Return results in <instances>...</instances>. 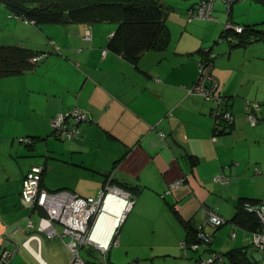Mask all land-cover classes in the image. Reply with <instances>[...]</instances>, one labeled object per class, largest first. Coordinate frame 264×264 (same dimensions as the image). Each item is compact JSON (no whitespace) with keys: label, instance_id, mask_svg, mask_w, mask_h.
<instances>
[{"label":"crops","instance_id":"obj_1","mask_svg":"<svg viewBox=\"0 0 264 264\" xmlns=\"http://www.w3.org/2000/svg\"><path fill=\"white\" fill-rule=\"evenodd\" d=\"M160 1L166 8L167 44L136 60L109 51L102 55L116 25L37 26L10 17L0 4V46L45 53L31 70L0 75V252L15 251L10 264H67L70 259L69 238L59 224H53L52 238L24 228L27 216L35 227L39 220V212L30 211L20 194L33 165L44 168L40 187L48 192L79 195L78 186H69L74 180L59 178L63 172L65 179L75 178L78 172L90 179V192L110 183L131 193L134 203L117 228L114 249L119 256L137 248L126 264H192L213 253L222 254V264H257L250 258L255 221L240 210L244 202L264 201V62L251 55L264 33L249 29L255 26L246 18L252 0H230L229 9L224 0H215L208 21L187 19L199 0L177 9ZM227 22L248 27L243 36L248 41L239 45L233 30L223 34ZM86 32L90 40L83 39ZM209 54L215 55L214 93L233 118L219 135H214L215 101L190 93L198 63ZM251 103L258 104L254 126L244 110ZM75 106L87 115L77 139L53 137L51 118ZM26 137L33 143L18 141ZM14 154L31 159L18 173L8 168ZM182 177L184 183L164 196ZM205 208L225 223L205 226L210 242L186 253L180 249L188 238L185 225L197 229ZM31 234L40 239L38 247L29 242L37 257L22 246Z\"/></svg>","mask_w":264,"mask_h":264},{"label":"built area","instance_id":"obj_2","mask_svg":"<svg viewBox=\"0 0 264 264\" xmlns=\"http://www.w3.org/2000/svg\"><path fill=\"white\" fill-rule=\"evenodd\" d=\"M229 9V5L232 1L224 0ZM213 0H203L196 5L195 8H189L187 11L188 21L193 19L211 20L212 19V7ZM13 18L17 16L9 15ZM19 19V18H18ZM28 22L26 20H23ZM33 23V22H30ZM244 27L234 25L227 22L223 26V32L233 30L236 34H241ZM84 40H90L91 36L88 32L85 33ZM106 49L102 51V55H105ZM214 54H209L206 58H202L198 63L197 78L191 88L190 93L200 96L203 99L214 100L216 103L215 109L212 111L214 119V129L230 125L232 123L231 114L224 108L225 105L222 103V97L217 96L214 92L217 88V83L211 75L212 61ZM45 57L44 54H40L31 59L32 63H36L39 59ZM208 83V84H207ZM257 106L252 107L247 104L244 107L246 119L249 121L251 126L256 125L257 118L255 116V110ZM87 120V115L77 106L56 114L50 120L51 135L58 139L63 140H74L80 134V124ZM163 136V134H162ZM18 141L22 144H32L31 138H20ZM44 172V168L41 166L33 165L29 171L25 174L21 184V201L26 205L30 211L39 212L38 224L35 227L30 219V216L26 217L25 230L35 231L36 233H43L47 238L54 237L57 232L53 227L54 223H57L62 228V236H67L69 239L65 243L66 248L70 253V260L68 264H107L92 262L80 255L81 248L88 244L94 249L105 255L111 245L117 244L114 235L121 221H123L125 215L131 210L133 206V198L127 192L106 184L102 190H100L99 197L97 199L93 197H81L79 195L67 192L57 191L48 192L40 187L41 176ZM219 183H225V180L220 177L215 179ZM185 181V177L172 182L164 192V196L171 194L174 190L178 189ZM108 189L116 190L118 194L124 196L125 199V210L122 218L113 228L110 239L107 246L102 249L92 239V233L96 224V221L102 210V198L104 191ZM107 192V194H108ZM106 197V196H105ZM104 197V198H105ZM103 198V202H104ZM241 210L245 213L253 215L258 223V228L251 232V247L255 252H264V201L259 202H244L241 204ZM204 219L202 224L198 227L197 241L187 246L182 242L180 249L187 253V251H197L202 245H206L210 242V235L203 231L205 226H211L217 228L225 223V220L218 216L213 210L204 209ZM35 229V230H34ZM39 236L31 234L22 246L27 249L33 256L37 257L38 249H32L29 246V242L35 241L38 247ZM13 250L4 249L0 252V264H10L14 256ZM223 258L220 253H213L208 257H201L193 261L192 264H222Z\"/></svg>","mask_w":264,"mask_h":264},{"label":"trees","instance_id":"obj_3","mask_svg":"<svg viewBox=\"0 0 264 264\" xmlns=\"http://www.w3.org/2000/svg\"><path fill=\"white\" fill-rule=\"evenodd\" d=\"M252 1L264 3V0ZM0 4L6 7L9 15L37 26L113 23L116 28L108 38L106 49L129 60H136L149 50H163L168 40L164 20L166 8L160 0H0ZM247 31L248 27H244L243 32L237 35L239 45L248 41L243 37ZM40 54L45 53L17 46H0V75H16L31 70L34 65L31 59ZM230 127L231 124L215 128L214 135L222 134ZM116 187L131 195L127 190ZM251 216L255 221L252 231H255L258 223ZM185 228L188 234L185 243L189 246L197 241L198 228L193 229L188 224Z\"/></svg>","mask_w":264,"mask_h":264},{"label":"rangeland","instance_id":"obj_4","mask_svg":"<svg viewBox=\"0 0 264 264\" xmlns=\"http://www.w3.org/2000/svg\"><path fill=\"white\" fill-rule=\"evenodd\" d=\"M197 1V0H196ZM195 1V2H196ZM203 1V0H199V3ZM206 1V0H205ZM210 1V0H209ZM215 1V0H213ZM233 1V0H232ZM167 2L173 6L174 9H177V8H180L182 5H185L187 3H191V0H167ZM250 3V7L248 9V15L246 16V18H248L247 21H255V26H251V30L253 32H259V33H264V3L262 2H257V1H248ZM185 3V4H184ZM231 4V3H230ZM230 7V5H229ZM212 10H213V7H212ZM226 14H227V11L225 10ZM247 12V11H246ZM212 16V14H211ZM7 17V16H6ZM187 19H188V16H187ZM6 20L10 21L11 19L9 18H6ZM201 20V19H200ZM204 21H208V20H204ZM24 23H27L25 21H23ZM231 23V22H230ZM234 24V23H232ZM99 25V24H98ZM107 25H110V26H114V24L112 23H108ZM236 25V24H234ZM240 26V25H239ZM243 27V26H242ZM230 31L232 30H229V31H226L227 33H229ZM223 33V31H222ZM225 33V32H224ZM223 33V34H224ZM226 33V34H227ZM112 35V34H111ZM239 35V34H237ZM226 35H220V38L219 39H224ZM260 38L262 39H259V41L255 44L257 45L258 49L255 51V52H252V54H255V56L257 57V59H261L263 62H264V34H261L260 35ZM220 42V41H219ZM259 45V46H258ZM261 46V47H260ZM206 58V56H205ZM259 60H257V62H259ZM263 71H264V65H263ZM225 106H227L226 104H224ZM258 104H254V103H251V106L254 107V106H257ZM261 105V104H260ZM9 122L13 123V121L11 119H9ZM51 137V136H50ZM22 145V144H20ZM24 149L26 150V152H29L30 150L28 148H26L25 146H23ZM43 151V150H42ZM41 151V153H42ZM44 154V151L42 153V155ZM41 154H39L40 158L42 157ZM16 154H14V157H12L8 163V168L10 170H13L14 172H19L21 171L22 169H25L27 168V166H29V160L31 159H25V158H20V157H15ZM60 169H63V165L59 166ZM65 173L66 172H63L61 173V176H59L60 179L62 180H67V179H72L74 180L72 185H69L71 187H74V186H78L75 190L79 191V195L82 196V197H93L95 199H97L99 197V193H100V189L97 191V192H90V188H87V179L89 178H86V177H78L80 175V173L76 172V177L75 178H71L69 177L68 175H66V179H65ZM53 176H51L52 178H57V176L55 174H51ZM50 176V175H49ZM90 180V179H89ZM104 187L101 188V190L103 189ZM69 190H72L71 188H69ZM123 191V190H122ZM104 196L103 198L107 195V192H108V189L104 191ZM125 192V191H124ZM103 198H102V201H101V204H103ZM103 208V207H102ZM126 216V215H125ZM125 218V217H124ZM116 235V233L114 234ZM116 237V236H114ZM116 245H111L108 249V251L105 253V255L101 254L99 251H97L96 249H94L92 246L88 245V244H85L81 250H80V255L83 257V258H86L92 262H106L108 264V262L110 261V258L112 259V262L114 264H126V263H129L133 254L137 251V248L135 247H132L130 249H126V250H121L119 252V256L117 255V252H114V249L116 248ZM120 250V249H119ZM113 251V252H112ZM70 260V259H69ZM69 262V261H68ZM111 262V261H110ZM109 262V264H110ZM28 264H35L32 260L29 261L28 260ZM68 264V263H67Z\"/></svg>","mask_w":264,"mask_h":264},{"label":"bare ground","instance_id":"obj_5","mask_svg":"<svg viewBox=\"0 0 264 264\" xmlns=\"http://www.w3.org/2000/svg\"><path fill=\"white\" fill-rule=\"evenodd\" d=\"M102 207L92 233V239L98 247L104 249L110 239L113 228L124 214V196L118 194L116 190H111L104 198Z\"/></svg>","mask_w":264,"mask_h":264},{"label":"water","instance_id":"obj_6","mask_svg":"<svg viewBox=\"0 0 264 264\" xmlns=\"http://www.w3.org/2000/svg\"><path fill=\"white\" fill-rule=\"evenodd\" d=\"M250 258L253 263L264 264V252L263 251L255 252L252 255L250 254Z\"/></svg>","mask_w":264,"mask_h":264}]
</instances>
